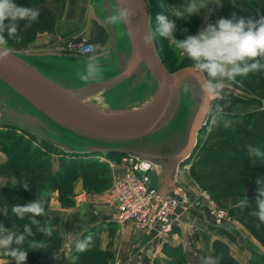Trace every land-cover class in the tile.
Returning a JSON list of instances; mask_svg holds the SVG:
<instances>
[{
  "label": "water",
  "instance_id": "95a60500",
  "mask_svg": "<svg viewBox=\"0 0 264 264\" xmlns=\"http://www.w3.org/2000/svg\"><path fill=\"white\" fill-rule=\"evenodd\" d=\"M92 5L105 24L107 59L95 61V52L61 69L51 58L57 55L8 48L0 58V123L67 153L127 154L149 162L158 196L181 198L179 168L193 155L218 98L204 96V77L191 65L173 72L164 66L149 0H94ZM121 9L130 15L112 22ZM88 63L101 71L85 81Z\"/></svg>",
  "mask_w": 264,
  "mask_h": 264
},
{
  "label": "trees",
  "instance_id": "16d2710c",
  "mask_svg": "<svg viewBox=\"0 0 264 264\" xmlns=\"http://www.w3.org/2000/svg\"><path fill=\"white\" fill-rule=\"evenodd\" d=\"M47 2L48 0H18V3L40 9V17L27 28L24 27L25 21L19 20L18 30L20 31V38L16 39L13 37L9 40V43L13 40L18 43L31 41L38 33L53 29L56 18ZM238 3L241 6V11L245 13L246 17L248 16L247 12L250 10V5L247 0H222V10L226 17H232L233 14L237 15L235 5ZM179 4H184V2L179 1L176 5ZM255 5L258 14H264V0H257ZM196 16V14H193L190 17L197 19ZM159 43L160 37L156 43L158 49ZM164 49L171 50L166 43H164ZM158 52L163 63H165L161 56V51ZM189 65L191 64H186L182 67ZM164 66L167 68L165 64ZM176 69L178 67L168 70L173 72ZM235 81L239 83L243 90L254 94L253 100L258 105H264V70L250 71L246 76H238ZM225 120H230L231 125L225 127ZM208 122H210V129L202 141L203 143H197L194 151L196 157L190 165V170L196 180L207 183V181L219 174L224 175L230 167H235L242 172L264 171V159L253 157L247 150V145L249 144L264 147V108L249 109L242 114L226 111L217 113L212 110ZM35 140L40 143L36 144ZM0 141H2L0 150H6L8 154L11 153L13 156V158L8 156L5 161H0V175L6 178V181L0 185V208H4V211L0 210V225L9 230L15 229L17 232L23 231L25 224L31 225L35 236L29 238L44 240L45 247L43 249L29 250L26 261L27 264H41V259L52 256L58 251L62 242V233L59 229L60 218L49 210L52 194L57 192L58 200L62 206L72 205L74 204L72 187L78 175L81 174L83 176L84 187L88 191L98 192L107 189L108 184H110L111 169L108 163L99 161L92 153H67L33 134L19 131L13 126L1 123ZM217 142L227 144L226 148L228 149L218 151ZM223 150L225 151L224 153H222ZM54 154H57L58 166L56 169L52 163ZM221 154H224V158L226 157L227 165L222 162H216V156H221ZM121 155L114 153L106 156L108 158H116ZM214 163H216L215 171L208 174L205 168ZM23 183H28L30 188H24ZM223 183V179H220L219 184L222 185ZM40 195L45 197L46 213L43 216H38L37 219L41 224L50 222L52 227L51 236H45L37 231L38 225L32 224L29 219L31 214L26 213V217H21L13 210L14 205L25 204ZM213 195L216 196L215 193ZM240 199L238 203L228 209L230 219L238 221L264 246V222H261L254 215L256 202H251V199L243 195ZM116 227L117 225L111 222H108L107 225L102 222L92 225L83 231L76 240L77 243V241L85 237H91L88 241V247L80 250L75 243L71 260L58 259L53 264H106L108 258L112 255V251L109 248H100L99 238L103 228H106L108 235L112 236ZM212 244L215 256L219 257V264H242L231 254L229 246L224 240L216 238ZM108 245H111V240ZM161 250L165 254L167 261L162 262L156 258L153 264H188L181 245L164 243ZM0 256L7 257L9 255L0 253Z\"/></svg>",
  "mask_w": 264,
  "mask_h": 264
},
{
  "label": "rangeland",
  "instance_id": "374dc122",
  "mask_svg": "<svg viewBox=\"0 0 264 264\" xmlns=\"http://www.w3.org/2000/svg\"><path fill=\"white\" fill-rule=\"evenodd\" d=\"M93 1L94 0L90 2V7L86 3L82 4V2H78L76 0H73V3H70V4L67 3V0H54V2L53 0H48L47 3L49 5L54 3L53 5L58 7L57 14L59 13L62 14L64 12L67 14L69 13L71 16L73 15V16H78V18H82L88 15V10H90L89 13L95 12L93 5H92ZM179 1L187 3V0H150L151 2V21H152V25L154 28V38L157 43L158 38L160 37L158 51H161V56L165 62L164 64L167 66L169 70H173V68H177V67L179 69V67L181 68L182 66L186 64H191V60L189 57H187L179 48H177L174 43L170 42L167 38L160 36L158 31H156L157 14L165 12L166 8H170L171 6L176 5ZM218 7L223 17H226L222 10V3ZM235 8L237 11L236 13L237 17L245 16V13L241 11V6L239 3L235 5ZM247 15L251 16L249 12H247ZM196 17L197 19L196 18L193 19L189 17L187 20H183V19L177 20V29H176L175 35L177 36L178 39L184 38V36L187 34H194L199 29H201L200 25L202 23H200V18L198 15ZM53 29L50 31L38 33L34 37V39L31 41L18 43L13 40L10 43L8 42L7 47L14 51L24 52V53H27V51H53L55 53H58V52L61 53L65 51L62 46L63 42H60L59 46H57L58 44L57 45L45 44V42L38 44L40 37L42 35H46L47 33H51ZM184 29H187V32H185ZM83 33H84L83 36L87 37L89 40L94 42L95 47H96V54L94 55L95 57L102 58V56H104L103 54H105L106 52L108 56L110 55L108 43H107V32H106L104 23H101V24L91 23L90 26L84 29ZM164 43H166L167 47H170L171 50L169 49L168 51L164 49ZM51 58L61 63L60 64L61 69H64L65 66H68V64H72L73 62L79 63L81 60L88 59L87 57L79 56L76 54H73V55L63 54V55H57L56 57H51ZM254 97H255L254 94L243 90L240 87L239 83L236 82L235 80L226 81L225 87L222 89V98L216 100L214 107H213V111H215V105L220 104L222 107V111L242 114L244 113L242 110V108H244V105L246 106L251 105V103L254 101L253 100ZM248 101H252V102L249 103ZM231 105H235L236 110L232 108ZM256 108H264V105L260 106L256 104L254 109ZM246 109L249 110L250 108H246ZM234 110L236 112H234ZM209 129H210V122H208L206 126L200 130L198 137H197V143L199 144L203 143L202 141L205 139L206 134L209 131ZM34 142L38 144L39 141L35 140ZM0 143H2V141H0ZM226 145L223 144L222 142L216 143V146L218 147V151L219 150L221 151L222 149L227 150L228 148L226 147L228 145L227 146ZM224 150L222 151V153L225 152ZM0 152L4 154V156L2 155V157L5 158V159L1 158L0 161L6 160L8 156L13 158L11 153L8 154L6 150L5 151L0 150ZM53 157L57 158V154H54ZM195 157H196V154L193 153V155L186 161V163L181 165L180 173H179L180 175L179 180L184 185V189L182 190L183 196L184 194L189 197L190 195L194 196L192 201H189L191 203V205H188L189 209L185 211L188 214L190 213V216H189L190 218H188V226L191 225V228L194 231L192 232V229L187 226V229H189L190 232H192L190 236H193L196 234V232H199L198 233L200 236L199 245H200V249L202 253L206 257L215 256L214 250H213V244H211V253L210 255L208 254V245L211 239L216 237L217 233H215V231L218 229H221V236L225 237L224 238L225 240L224 239L222 240H224L228 244L231 254L232 252H234L237 256L240 257L241 261L243 262L242 264H264V246L243 225L241 226L245 232L238 231L237 229L233 228L231 224V221L233 220L230 219L228 215V209L232 205L238 203V201L241 200L240 198L242 195L247 196L249 199H251L250 200L251 202H254V203L256 202L257 187H258V185L256 184V178L259 176H264V171L242 172L236 169L235 167H230L228 172H226L224 175L219 174L215 178L207 181V183L201 182L194 178L192 171L190 170V165L195 160ZM109 159L112 160L113 164L112 166L109 164L110 169H111V182L110 184H108L107 189H109L113 178L119 174L122 168V160L120 156L116 158L115 157L109 158ZM216 162H222L224 165L228 164L226 157L224 158V154H221V156L217 155ZM215 164L216 163L211 164L210 166L205 168L208 174H211V172L215 171ZM152 175H153V179L157 178L156 173ZM0 177L2 176L0 175ZM220 179L221 180L223 179L224 181L222 185L219 184ZM79 186H81V188L87 193L88 197L85 203L91 200L92 195L99 196L102 193L104 194L102 195V198L100 199V201L108 202V199L106 198L107 189L103 191H98V192H95L92 190L88 191L84 187V178L81 174L78 175L76 179L74 180L73 187H72L73 193H74V189ZM261 186H264V185H261ZM214 193L216 194V196L213 195ZM104 202H103V205L106 206L104 212L107 213L108 215L106 216L105 214L104 217L102 218L112 219V211L110 209V206H108V203H104ZM72 205H68V206L66 205V207H70ZM2 209L4 208H1L0 210ZM183 213L179 216V218L183 215ZM219 214L223 215V217H219ZM95 215L96 214L94 213L93 216L96 217ZM23 217H26V215H24ZM92 219L94 220L93 217ZM223 219H225L224 222H222ZM112 221L111 223H114L115 225H117V227L115 228V231L113 232V235L109 236L108 231L105 229L107 231V236H108L109 241L111 240V245L107 244V247L112 251V255L111 257L108 258L106 264H130L127 262V256L124 257V256H121V254L117 253L119 252V244L116 243V232L120 226L118 223L112 222ZM244 233L245 235H247V237L244 235ZM155 235L158 236L157 233ZM188 238H189V241L193 240L192 237H188ZM226 238H228L229 240H227ZM250 239H252L254 242L256 241L255 242L256 245L257 244L259 245V246L257 245L256 247L262 248L263 251L259 253L258 249L253 244L254 242L252 243L251 242L252 240ZM99 241H100V238H99ZM62 242H61V246H62ZM114 244H117V245L114 247ZM240 244L244 245V247L239 246ZM246 250H249V252ZM7 257L6 258L2 257V261L4 262V264H16L14 259H11L10 256H7ZM22 264H27V261L22 262Z\"/></svg>",
  "mask_w": 264,
  "mask_h": 264
},
{
  "label": "clouds",
  "instance_id": "9594fccd",
  "mask_svg": "<svg viewBox=\"0 0 264 264\" xmlns=\"http://www.w3.org/2000/svg\"><path fill=\"white\" fill-rule=\"evenodd\" d=\"M148 0H145V4ZM217 6L222 0H212ZM209 0H187V3L173 5L166 8V11L156 16V31L159 35L174 43L191 60V69L201 74L204 78L201 81V88L206 98H222V89L226 81H234L238 76H246L250 71L264 70V16L253 18L252 16H239L218 18L215 23L207 22L204 27L194 34H187L182 39L175 35L177 20H187L193 14H199L202 10L211 12L208 9ZM127 9L118 10L112 17V22H123L129 16ZM40 17V9L27 4L18 3V0H0V58L7 55V47L11 38L19 39V20H24V27L27 28L32 22ZM187 32V29H184ZM151 37H145V43H149ZM100 67L96 63L86 65V74L81 76L82 80H89L100 74ZM205 111L210 110L206 103ZM215 111L220 113L222 107L215 105ZM231 125L230 120L224 121V126ZM249 153L257 158L264 159V147L249 144ZM257 197L256 215L261 222H264V176L256 178ZM28 189L30 185L23 183ZM247 199V198H246ZM17 215L23 217L26 213L31 214L29 219L32 224L38 225L37 231L45 236L52 235L50 222L43 223L37 219L46 213L45 197L43 195L29 200L25 204L14 205ZM35 233L29 224L24 225L21 232L15 229L9 230L0 225V253L7 254L14 259L16 264H22L27 260L29 250L43 249L45 241L34 237ZM91 237H85L77 241L76 247L84 250L88 247ZM15 245V246H13ZM204 264H219V257L208 256Z\"/></svg>",
  "mask_w": 264,
  "mask_h": 264
},
{
  "label": "crops",
  "instance_id": "0c3cea01",
  "mask_svg": "<svg viewBox=\"0 0 264 264\" xmlns=\"http://www.w3.org/2000/svg\"><path fill=\"white\" fill-rule=\"evenodd\" d=\"M76 1L82 2V4L86 3L90 7V2L92 0H76ZM256 1L257 0H247L248 4L250 5L249 13L253 18H259L260 16H264V14L262 15L258 14L255 5ZM67 3L69 4L73 3V0H67ZM53 4L54 3H52L51 5L48 4V6L51 7L54 16L56 18L54 29L51 33L42 35L39 39L38 44L45 42V44H49V45L58 44L57 46H59L60 42L64 43V41L68 39H77L83 36L84 29L90 26L91 23H97V24L104 23L102 18L99 15H97L96 12L89 13L90 10H88V15L82 18H78V16H73V15L71 16L69 13L67 14L64 12L62 14L61 13L57 14L58 7L54 6ZM208 9H211V12L202 10L201 13L197 14L200 18V23H202L200 25V28L204 27L206 23L205 20L206 16L208 18L207 22H212V23H215V21L218 18L223 16L220 13L219 7L214 2H212V0H209ZM24 54L34 55V56L63 55V54L73 55L72 53H66V52L55 53L53 51H27V53ZM103 55L104 56H102V58L96 57L95 61L107 59L108 57L107 52ZM253 102L251 103V105L248 106L244 105V108H242L243 112L248 110L246 108L253 109L257 104L256 102L255 103ZM231 107L236 110L235 105H231ZM235 110L234 112H236ZM2 155L4 156V154L0 152V160L1 158L2 159L4 158L2 157ZM52 163H53V167L56 169L58 166L56 157H52ZM179 173H180V168L178 171L177 179L180 183V190L182 192V190L184 189V185L179 180L180 179ZM4 182L5 179L3 177H0V185H2ZM154 182L157 185V178H154ZM78 190H83V189L81 188V186H79L74 189V193ZM103 194L104 193H102L99 196L92 195L91 200L89 202L87 203L83 202L81 204L75 203L70 207L61 206L58 200L57 192H54L52 194L51 201L49 203V210L53 214L58 215L60 218L59 228L62 232L63 242L61 248L58 249V251H56L52 256L41 259V264H53L58 259H65L66 261L71 260L73 258V249L76 240L83 231L87 230L89 227L97 224L98 222H102L104 223V225H107L108 222H111L113 220L109 218L107 219L102 218L104 217L105 214L106 216L108 215L107 213L104 212L106 207L105 205H103L104 201L103 202L100 201ZM106 198H107V193H106ZM104 203H108V206H110L111 211L113 210V206L109 202V200L108 202H104ZM1 211H4V209H2ZM94 213L96 214L95 215L96 217L93 216ZM189 216L190 213L189 214L186 212L183 213V215L178 219L176 225L173 227V232L167 234H158V236L155 235V233L145 234L143 232H140L134 227L132 223H124V224L118 223L120 227L116 232V243L119 244V252L117 253L121 254V256L124 257L127 256V262L130 264H153V261L156 258L164 262L167 260V258L162 253L161 248L163 243H168L170 245H181L183 247L188 264H204L206 256H204V254L200 249V245H199L200 236L198 234L199 232H196V234L193 235L194 237L190 236L191 233L194 231L191 228V225L188 226V218H190ZM92 217L94 218V220L92 219ZM231 224L233 228L237 229L238 231L245 232L241 224H239L237 221L233 220L231 221ZM187 226L192 229V232H190V230L187 229ZM105 229L106 228L102 229L101 232L102 234L100 236V241H99L100 248L102 249L108 248L107 244L109 242L107 231ZM215 233H217L215 238H220V239L225 238L221 236V229L216 230ZM245 236L247 237V235ZM188 237H192L193 240L189 241ZM215 238L211 239L208 245L209 255L211 253L212 241ZM226 239L229 240L228 238ZM251 242L253 243L254 241L252 240ZM255 242L253 244L256 247L258 244L256 245ZM117 244H114V247ZM239 246L244 247V245L242 244H240ZM257 249L259 253L263 251L262 248L260 247H258ZM246 251L249 252V250ZM232 254L236 259H238L241 263H243L239 256H237L234 252H232ZM0 264H4V262L2 261V257H0Z\"/></svg>",
  "mask_w": 264,
  "mask_h": 264
},
{
  "label": "built area",
  "instance_id": "2783aa9c",
  "mask_svg": "<svg viewBox=\"0 0 264 264\" xmlns=\"http://www.w3.org/2000/svg\"><path fill=\"white\" fill-rule=\"evenodd\" d=\"M66 53H74L83 57L96 52L94 42L83 36L68 39L62 44ZM61 52V53H63ZM60 53V52H59ZM100 161L112 166L113 162L106 155L98 154ZM122 168L107 189V199L113 206V221L124 224L132 223L134 227L145 234H167L173 231L179 216L188 210L189 196L160 198L153 175L155 167L149 162L138 160L127 154H122ZM183 196V193L180 192ZM87 193L78 190L73 193L74 203L87 201ZM219 217L223 215L219 214ZM225 219L222 220L224 222Z\"/></svg>",
  "mask_w": 264,
  "mask_h": 264
},
{
  "label": "bare ground",
  "instance_id": "6f19581e",
  "mask_svg": "<svg viewBox=\"0 0 264 264\" xmlns=\"http://www.w3.org/2000/svg\"><path fill=\"white\" fill-rule=\"evenodd\" d=\"M93 154V153H92ZM94 156L96 157V158H98L99 156H98V154H94ZM98 160H99V158H98ZM100 161V160H99ZM184 196H181V198H183Z\"/></svg>",
  "mask_w": 264,
  "mask_h": 264
}]
</instances>
